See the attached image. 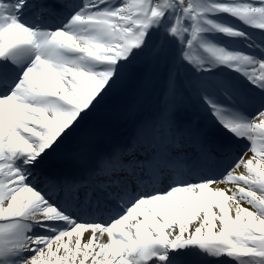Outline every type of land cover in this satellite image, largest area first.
Returning <instances> with one entry per match:
<instances>
[{
	"label": "snow or ice",
	"instance_id": "obj_1",
	"mask_svg": "<svg viewBox=\"0 0 264 264\" xmlns=\"http://www.w3.org/2000/svg\"><path fill=\"white\" fill-rule=\"evenodd\" d=\"M0 264H264V0H0Z\"/></svg>",
	"mask_w": 264,
	"mask_h": 264
},
{
	"label": "bare ground",
	"instance_id": "obj_2",
	"mask_svg": "<svg viewBox=\"0 0 264 264\" xmlns=\"http://www.w3.org/2000/svg\"><path fill=\"white\" fill-rule=\"evenodd\" d=\"M153 87L156 89V91L160 90L159 86H153Z\"/></svg>",
	"mask_w": 264,
	"mask_h": 264
}]
</instances>
